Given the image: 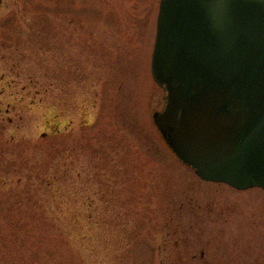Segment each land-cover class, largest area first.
<instances>
[{
	"label": "rangeland",
	"instance_id": "rangeland-1",
	"mask_svg": "<svg viewBox=\"0 0 264 264\" xmlns=\"http://www.w3.org/2000/svg\"><path fill=\"white\" fill-rule=\"evenodd\" d=\"M159 4L0 0V264H264V189L154 122Z\"/></svg>",
	"mask_w": 264,
	"mask_h": 264
},
{
	"label": "water",
	"instance_id": "water-1",
	"mask_svg": "<svg viewBox=\"0 0 264 264\" xmlns=\"http://www.w3.org/2000/svg\"><path fill=\"white\" fill-rule=\"evenodd\" d=\"M154 122L204 180L264 189V0H161Z\"/></svg>",
	"mask_w": 264,
	"mask_h": 264
},
{
	"label": "bare ground",
	"instance_id": "bare-ground-1",
	"mask_svg": "<svg viewBox=\"0 0 264 264\" xmlns=\"http://www.w3.org/2000/svg\"><path fill=\"white\" fill-rule=\"evenodd\" d=\"M151 66H152V62H151Z\"/></svg>",
	"mask_w": 264,
	"mask_h": 264
}]
</instances>
